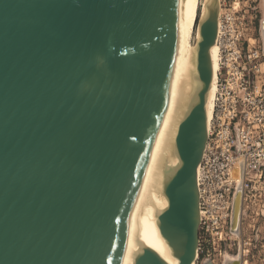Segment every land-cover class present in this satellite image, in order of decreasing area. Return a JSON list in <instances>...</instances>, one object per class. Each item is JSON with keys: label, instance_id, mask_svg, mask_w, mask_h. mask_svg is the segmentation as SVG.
Masks as SVG:
<instances>
[{"label": "water", "instance_id": "water-1", "mask_svg": "<svg viewBox=\"0 0 264 264\" xmlns=\"http://www.w3.org/2000/svg\"><path fill=\"white\" fill-rule=\"evenodd\" d=\"M185 3L0 0V264H167L144 239ZM219 10L200 25V85L163 181L158 226L177 264L198 259Z\"/></svg>", "mask_w": 264, "mask_h": 264}, {"label": "built area", "instance_id": "built-area-1", "mask_svg": "<svg viewBox=\"0 0 264 264\" xmlns=\"http://www.w3.org/2000/svg\"><path fill=\"white\" fill-rule=\"evenodd\" d=\"M234 54L236 60L242 56L236 51L222 60L219 97L198 174V253H206L214 264L217 261L212 251L222 247L232 222L238 164L244 166L245 196L250 185L251 190L264 188V83H259L260 76L256 75L259 70L264 75V69H255L252 75V67L231 62Z\"/></svg>", "mask_w": 264, "mask_h": 264}, {"label": "bare ground", "instance_id": "bare-ground-1", "mask_svg": "<svg viewBox=\"0 0 264 264\" xmlns=\"http://www.w3.org/2000/svg\"><path fill=\"white\" fill-rule=\"evenodd\" d=\"M213 1L214 0H186L180 25L179 53L168 87L166 100L160 113L156 132L144 244L156 251L167 264H177V259L173 257L170 247L161 235L158 226V216L168 205V200L163 193V181L166 171L179 162L175 148V139L179 123L186 114L200 85L197 69L198 42L201 39L200 25L206 17L208 8ZM218 1L220 4L221 0ZM221 8L220 4L217 40L210 50L213 78L206 97L208 137L211 133V120L213 115H215L216 103L220 90L219 75L222 68L221 46L223 38ZM200 168L201 163L198 167V174H200ZM234 174L238 177V188H236L237 191L233 199V232L239 229L241 223L242 205L244 202V188L242 189L241 185H243L242 176L244 174V166L242 167L238 164ZM244 197V199H246L245 195ZM126 258L131 260L128 255ZM210 262L212 264L215 263L208 258L202 261L203 264ZM225 264H242V262L240 258L232 257L226 259Z\"/></svg>", "mask_w": 264, "mask_h": 264}, {"label": "rangeland", "instance_id": "rangeland-1", "mask_svg": "<svg viewBox=\"0 0 264 264\" xmlns=\"http://www.w3.org/2000/svg\"><path fill=\"white\" fill-rule=\"evenodd\" d=\"M220 2L223 28L222 60L228 53L239 51L241 58L236 60L234 54L231 62L252 67V75L255 69L263 70L264 0H221ZM257 74L260 76L259 83H264L263 72L259 70ZM252 186L247 189L244 199V189L241 185L244 201L241 223L239 229L234 232L231 231L230 225L225 232L222 247L212 251L213 257L216 256L217 264H225V260L232 257L240 258L242 264H264V188L260 189L261 191L251 190ZM219 251H221L220 255ZM206 256V253H198L196 264H203L202 261L207 258Z\"/></svg>", "mask_w": 264, "mask_h": 264}]
</instances>
